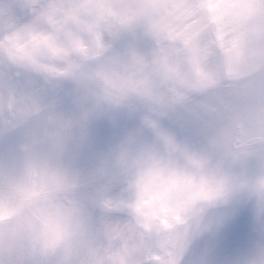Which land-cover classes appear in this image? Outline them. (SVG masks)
<instances>
[{
	"label": "clouds",
	"instance_id": "1",
	"mask_svg": "<svg viewBox=\"0 0 264 264\" xmlns=\"http://www.w3.org/2000/svg\"><path fill=\"white\" fill-rule=\"evenodd\" d=\"M0 264H264V0H0Z\"/></svg>",
	"mask_w": 264,
	"mask_h": 264
}]
</instances>
